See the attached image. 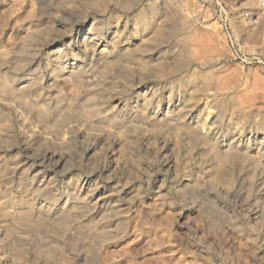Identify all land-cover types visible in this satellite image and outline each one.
<instances>
[{"label":"rangeland","instance_id":"1","mask_svg":"<svg viewBox=\"0 0 264 264\" xmlns=\"http://www.w3.org/2000/svg\"><path fill=\"white\" fill-rule=\"evenodd\" d=\"M254 5L0 0L1 264H264V172L235 160L217 167L214 142L204 146L182 122L193 90L226 111L210 126L220 144L230 128L257 132L264 122V5ZM243 11L258 14V25ZM118 21L140 31L131 51L109 54L92 39L96 60L80 58L81 78L65 74L59 56L69 43L83 50L89 31ZM117 57L125 63L104 73ZM133 77L157 90L155 102L169 91L183 95L182 111L152 126L133 107ZM109 105L115 113L107 116ZM93 107L104 111L91 114ZM163 145L177 173L164 167ZM187 163L201 179L184 189Z\"/></svg>","mask_w":264,"mask_h":264},{"label":"bare ground","instance_id":"2","mask_svg":"<svg viewBox=\"0 0 264 264\" xmlns=\"http://www.w3.org/2000/svg\"><path fill=\"white\" fill-rule=\"evenodd\" d=\"M252 3L255 4L256 6H263L264 5V0H252ZM263 4V5H262ZM254 5V6H255ZM245 10V9H244ZM263 11V10H262ZM243 15L244 17L246 18V20L248 19H254L255 17V22H253L255 25H258V22L257 20V15L258 14H253V17H251L249 15V13L247 14V11H243ZM264 15V13H262ZM261 14V15H262ZM264 18V16H263ZM124 20V19H123ZM251 22V21H250ZM92 27L95 26L94 22H92ZM252 23V22H251ZM123 26L120 25V22L118 21L116 23V25L114 27H108V29H106L107 31L103 32L102 29L104 28H98L100 30L96 31V32H91L89 31V34L91 35L89 38L86 37L85 38V42L83 43L84 44V49L82 50V47L83 45L78 42H74L72 44L69 43V45L67 46V51L65 53V56H59L61 58V61H64V64H63V71L65 72V74L69 75L70 77L74 74H76L78 72V74L76 75L77 78H81L79 75V72L81 71L82 74H84L82 71L85 67V65L83 64L84 62L80 59V58H83V57H88L90 56V61L91 63L94 62L97 58V54H96V51H92L90 52L88 50V42L87 41H90V43L93 42V40H98L99 42L101 41V44L105 43L104 47L106 49V51L109 53L111 52V54L117 50H119L120 48H122L123 51H125L127 53L128 50L131 49L132 47V40H135V38L138 36L137 34L140 32H137L136 29L132 30V31H128V23L125 21H123ZM253 24V25H254ZM254 25V27H255ZM99 26V25H98ZM103 26V25H102ZM146 26V25H145ZM91 27V28H92ZM104 27V26H103ZM257 27V26H256ZM146 29V28H145ZM84 30L83 27H81L80 29V33L81 31ZM91 30V29H90ZM131 30V29H130ZM133 32V33H132ZM135 33V35H133ZM109 37L111 35H113V37L111 38L110 41H108L106 39V36ZM137 35V36H136ZM136 36V37H135ZM93 39V40H92ZM131 51V50H130ZM129 51V52H130ZM71 55V57L73 58V61L72 63H68V60H63V58L68 55ZM110 54V53H109ZM131 54V53H129ZM100 59H104V58H107L105 56V54H100ZM82 56V57H81ZM127 56V55H126ZM131 56V55H129ZM128 57V56H127ZM139 57V56H137ZM135 55H132L131 58H129L130 60L132 58H137ZM118 58V57H117ZM140 60H143V58H139V59H136L135 61L137 62H140ZM159 59H149V61H145L144 64H142V66L140 67H144L147 68V67H151V66H154L153 63L154 62H157ZM60 61V62H61ZM106 61V60H104ZM134 61V60H133ZM143 61V62H144ZM125 61L123 59H114L113 61H109L107 60L106 65L104 67V73L105 72H108V71H111L112 68H115L117 64H120ZM161 62V61H160ZM160 62H158L159 66H160ZM127 63V62H126ZM141 63V62H140ZM163 63V61L161 62V64ZM130 64V63H129ZM91 65V64H90ZM144 65V66H143ZM119 66V65H117ZM137 67V66H136ZM83 68V69H82ZM129 68V67H128ZM172 68V67H171ZM86 71V69H84ZM90 71V70H89ZM60 72V71H59ZM86 73V72H85ZM64 75V74H63ZM85 76V75H83ZM82 76V77H83ZM64 77V76H63ZM143 77V76H142ZM67 78V77H66ZM65 78V79H66ZM69 78V77H68ZM67 78V80H69ZM73 78H75L73 76ZM84 78V77H83ZM73 80V79H71ZM78 80V79H77ZM70 81V80H69ZM76 81V80H75ZM84 81V80H83ZM74 82V81H73ZM80 81H78L79 83ZM133 85L132 87L134 88V90L136 91V93L138 92V94L135 96L136 98V101H135V105L133 107H135V109L137 108L138 111H141L143 114L145 113L148 114L146 116L145 119H147L146 121H148L149 119V123L151 122L152 126H155L156 124L158 125V123L162 122V120L164 118H166L165 120H170L172 117H174L175 115V112L177 110L179 111H182V107L184 106V99H183V95L182 97L179 96V97H175L174 95V92L173 91H169L166 96H164V98H160V100H158L157 102H155V98H156V91L153 90L152 87H148L146 86L145 89L142 90V88H144V85H143V82L140 78H137V77H133V81H132ZM195 83V82H194ZM77 84V83H76ZM185 84V83H184ZM189 83L186 82L185 85H188ZM28 85V84H27ZM26 85V86H27ZM81 85V83H80ZM22 86V85H21ZM84 86V85H83ZM89 86V85H88ZM87 86V87H88ZM172 86V85H171ZM25 87V86H24ZM82 87V86H81ZM26 88V87H25ZM187 88V87H186ZM155 89V87H154ZM197 90V89H196ZM198 90H201V89H198ZM217 90V88H216ZM195 91V90H193ZM193 91L190 92V97L188 99V101H190L192 103V101H194L193 103H195V106L193 107L192 106V109L191 111H189L188 113V118H187V122L186 120L185 121H182L184 123V126H187V128L190 130V132L193 131L194 133V136L197 140H199L200 142L203 143L204 146H207V144H210L211 141H213L214 143H212L210 146H213L214 148V156L213 159H215V162L213 164H215L217 167H221L220 165L223 164L225 162H228V161H233L235 160L238 161V162H242V163H245L247 164L248 166V170L250 171L251 169H254V171H263L264 172V122H262L261 124V121H260V125H259V128L256 129L257 132H255L252 127L249 126V124H245L244 126H247L246 128L242 129V130H239L237 128H230L232 130V134H229L227 135V137H225V140L223 141L222 144H220V142L218 141V137L215 138V136H213V138L211 139V134H212V129L210 128V126L214 125L216 122L218 123V121H222L223 118H225V113L226 111H223L222 110V107L221 109L217 110V107L218 105H216L214 107V104L216 103V98L213 102L212 100V97L211 96H208L206 98H204L203 100L199 99V95L201 94L200 91H199V95L198 96H193ZM203 91V90H202ZM201 91V92H202ZM164 92V91H163ZM218 92V91H217ZM216 92V93H217ZM180 93V92H179ZM195 93V92H194ZM214 93V92H213ZM177 94V93H176ZM196 94V93H195ZM197 95V94H196ZM209 95V94H208ZM218 95V94H217ZM203 96V95H202ZM201 96V98H202ZM216 96V95H215ZM161 97V96H160ZM194 97H198L197 99V102H195V99ZM159 98V97H158ZM116 99V98H115ZM166 99V101L164 102V100ZM194 99V100H193ZM87 101V100H86ZM91 101V99H90ZM89 101V102H90ZM118 101V105L117 106H122V108H125L126 107V103L124 104L123 101H121L120 99L117 100ZM163 105H161V103H163ZM92 102H90V106L92 105L91 104ZM157 103V104H156ZM216 104H219V102H217ZM114 106V105H113ZM224 106V105H223ZM236 106V105H235ZM83 107H85L83 105ZM110 107V105H109ZM107 108L108 111H104V110H101V106L100 108L98 107V110L101 112V111H104V113H106V115L108 116V112L109 114L110 113H115L113 112V108L110 107V108ZM187 108V107H186ZM191 108V106H190ZM220 108V107H219ZM94 109V110H93ZM93 109L90 110V113L92 114L93 112H95V110H97V108L93 107ZM152 109V111H151ZM216 109L217 112L213 111V110ZM225 109V108H224ZM97 110V111H98ZM115 110V109H114ZM156 110V111H154ZM226 110V109H225ZM83 112V111H82ZM88 112V110H87ZM196 114H195V113ZM229 112V111H228ZM89 113V112H88ZM88 113H84L83 114H86L87 115V118L90 116H88ZM102 113V112H101ZM231 113V112H230ZM95 114V113H93ZM97 114V113H96ZM95 114V115H96ZM140 114V113H139ZM142 114V115H143ZM187 114V113H185ZM191 114V115H189ZM227 114V113H226ZM85 115V116H86ZM232 115V113L230 114ZM99 116V115H97ZM100 116H102V114H100ZM140 116V115H139ZM227 116V115H226ZM96 117V116H95ZM103 117V116H102ZM113 119L117 118V114L113 115ZM141 117V116H140ZM145 117V116H144ZM231 117V116H230ZM91 118V117H90ZM100 118V117H99ZM97 117V119H99ZM186 118V117H185ZM232 118V117H231ZM230 118V119H231ZM104 119V118H103ZM106 119V117H105ZM111 119V117H110ZM141 119V118H140ZM145 121V120H144ZM164 121V120H163ZM231 121V120H230ZM147 122V123H148ZM252 122V121H251ZM180 123V122H179ZM246 123V122H245ZM167 125V124H166ZM216 125V124H215ZM258 125V124H257ZM256 125V126H257ZM174 126V125H173ZM215 127V126H213ZM217 127V126H216ZM255 127V126H254ZM243 128V127H242ZM216 130V128L214 129ZM218 130V129H217ZM222 130V129H221ZM186 132V130H185ZM214 132V131H213ZM223 132V130H222ZM221 133V132H220ZM214 134V133H213ZM222 134V133H221ZM224 134H227V133H224ZM215 138V139H214ZM224 138V137H223ZM215 141H214V140ZM221 141V140H220ZM206 144V145H205ZM220 145V146H219ZM199 148V147H198ZM170 147L168 145H163L162 146V153H163V157H162V160H163V165L164 167L167 168V171L168 172H171V173H177L178 170H179V165H178V162L174 160V158H172L171 156H169L167 153H166V150H169ZM173 149V148H172ZM211 151V150H210ZM212 152V151H211ZM212 159V160H213ZM186 160V159H185ZM190 161V160H189ZM234 162V163H235ZM232 163V162H230ZM241 163V164H242ZM189 163H187L185 165V170H187V173L185 174V177L183 179V181L187 182V184L185 183H181L180 186L181 188H184V189H188L189 187L193 186V185H197L199 183V178L200 177V173H198L199 175H197V172L195 171V168L191 165H188ZM201 165V164H200ZM231 165V164H230ZM215 166V167H216ZM243 166V165H242ZM245 166V165H244ZM243 166V169L245 170V167ZM218 170V169H217ZM248 172V171H247ZM252 173V172H251ZM260 173V172H259ZM262 173V172H261ZM237 174V173H236ZM254 175V174H253ZM252 175V176H253ZM256 175V174H255ZM261 175V174H260ZM264 175V174H263ZM259 176V175H258ZM216 177V176H215ZM249 177V176H248ZM257 176H255L256 178ZM254 178V177H252ZM258 179V178H257ZM261 179V178H260ZM263 179V178H262ZM237 180V179H236ZM255 180V179H254ZM258 181V180H257ZM214 182V181H213ZM255 183V182H254ZM261 183V182H260ZM259 183V184H260ZM258 184V182L256 183ZM200 185V184H199ZM262 187V186H261ZM260 188V187H259ZM263 188V187H262ZM261 188V189H262ZM258 193V192H257ZM229 194V193H228ZM261 194L263 195V192H261ZM227 195V193H226ZM261 196V195H260ZM257 215V214H256ZM255 216V215H254ZM1 264V262H0Z\"/></svg>","mask_w":264,"mask_h":264}]
</instances>
